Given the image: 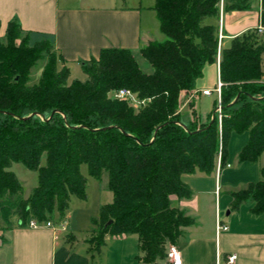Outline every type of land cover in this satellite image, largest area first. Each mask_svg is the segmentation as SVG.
I'll return each instance as SVG.
<instances>
[{
  "label": "trees",
  "instance_id": "obj_1",
  "mask_svg": "<svg viewBox=\"0 0 264 264\" xmlns=\"http://www.w3.org/2000/svg\"><path fill=\"white\" fill-rule=\"evenodd\" d=\"M220 1L155 0L165 38L140 48L152 72L142 71L130 48L107 46L81 62L84 80L69 79L70 69L59 66L63 59L50 39L30 42L10 19L6 42H0V221L9 223L14 215L17 225H26L51 220L55 211L62 215L72 194L86 197L85 163L112 192L94 218L101 223L95 251L106 234L136 233L144 263L163 259L166 243H176L182 227L194 222L170 200L171 194L191 195L182 175L213 171L218 154L223 165L232 131L249 133L239 160L256 161L264 150V37L257 30L234 36L220 49V125L213 111L205 121L180 118L179 92L194 88L204 65L216 60L218 29L206 20L217 18L221 7L248 5ZM45 55L41 75L28 83L30 67ZM122 87L144 103L134 107L110 94ZM14 162L37 172L26 197L10 169ZM260 173L230 192V208L251 200L253 213L264 211V164Z\"/></svg>",
  "mask_w": 264,
  "mask_h": 264
},
{
  "label": "crops",
  "instance_id": "obj_2",
  "mask_svg": "<svg viewBox=\"0 0 264 264\" xmlns=\"http://www.w3.org/2000/svg\"><path fill=\"white\" fill-rule=\"evenodd\" d=\"M154 1L0 0V36L5 34L8 21L14 18L24 33L28 32L30 42L50 39L63 59L62 64L71 66L75 61L81 66L83 60L97 56L102 47H127L132 50L142 71L150 73L152 65L140 48L151 39L165 38L152 8ZM206 21L217 26L219 49L228 46L234 36L249 30H257L264 37V0H248L243 9H221L217 18ZM262 59L264 64V52ZM218 71L217 61L206 63L202 76L195 81L197 93L191 96L188 91L179 92L178 110L181 119L185 113V122L190 119L188 109L192 110L191 105H196L197 100L208 101L212 110L217 98L214 87ZM205 88H209L210 93H203ZM209 97H212L210 101ZM248 137V131H232L225 163L219 169L216 164L209 173L195 171L182 175V180L191 188L189 197L170 195L173 205L183 208L194 218L192 224L182 227V234L175 243L182 264H264V211L253 213L250 209L253 202L246 200L238 208L227 210L225 217L221 216V209L230 206V192L236 190L232 187L255 181V169L249 165L251 161L238 158ZM263 154L264 150L256 160L259 168L264 164V159L259 162ZM229 157L240 161L237 160L236 167L226 165ZM217 178L219 188H216ZM105 182L103 187H106ZM221 189L225 192L223 195ZM73 197L78 198L74 194L70 196L62 215L54 212L53 227L17 225L15 219L14 223L2 227L0 264H146L142 261L136 233L106 234L100 251L90 250L88 238L94 229L95 217L81 211L84 234L73 229L74 217L68 212ZM217 221L227 228L216 229ZM230 253H236L232 263L227 262Z\"/></svg>",
  "mask_w": 264,
  "mask_h": 264
},
{
  "label": "rangeland",
  "instance_id": "obj_3",
  "mask_svg": "<svg viewBox=\"0 0 264 264\" xmlns=\"http://www.w3.org/2000/svg\"><path fill=\"white\" fill-rule=\"evenodd\" d=\"M220 4H223L222 0L220 1ZM220 9H223V8L221 7ZM161 37H164V34L162 32H161ZM18 41H19V39H17V42ZM0 42L1 43H5L6 42L5 35L0 36ZM219 46H220V42H219V39H218V49H217V55H216V60H215V61H217L218 66H219V60H220V56H221V53H219V50H220ZM48 57L49 56L45 55L44 58L38 59L34 63V65L32 67H30L28 83H32V82H36L37 81V79L39 78V76L42 73V70H43L45 64L49 60ZM60 65H62V62H59V66ZM69 69H70V78H69L70 80L71 79L84 80L86 78V74L83 71V69H82V67L80 66L79 63H76L75 61L71 62V66H69ZM218 82H221V80L219 78V71H218V80H217V83H216V85L214 87V90L217 93L218 103L216 105L214 103V105L212 107V110H210L211 104H208V101L203 100V99L201 101L197 100L196 105H194V104L191 105L192 110L188 109V113H190V118H192V117L196 118V116H197L198 121H205L207 119L208 113L210 111H213L214 113H216L218 108L221 110V106H220V102H219L220 90H219V93L217 91ZM115 91H117V90L111 91L110 94L114 95ZM195 93H197V90H195L194 88H192L189 91V94H191V96H193V94H195ZM211 98L212 97H209V101H210ZM184 114L182 113V121L185 122L186 121V117L184 116ZM221 114H222V112H221ZM1 118H2V115H0V119ZM180 118H181V114H180ZM212 118H213V115H211V119ZM216 118L218 120V125H220L221 119H219V117L217 116V113H216ZM236 134H238V133H236ZM218 159H220L219 154H218L216 160L218 161ZM263 159H264V154L260 157L259 162L263 161ZM237 160L238 159L235 160V159H232V158L229 157V160L226 163H229L232 167H236L237 166ZM238 162H240V161L238 160ZM249 165L254 167V169H255L256 175L253 176L254 177L253 179L257 180V179L261 178V173L259 171L260 168H259L258 161H256V162L255 161H251L249 163ZM80 168H81V172H83V174L87 178V187H86V196L87 197H85L84 200L78 199L79 197L78 198L77 197H73V201H72V203H71V205L69 207V211L68 212L69 213L71 212V214H73V217H74V223H73V226H72L73 229L82 231L79 234L83 235L84 234L83 230H85V228L83 226L84 225L83 218L81 216H79L80 212L82 211V212L91 213V214L94 215L95 218H97L98 217V213H99L100 204L104 203V202L106 203L107 201H109V199L111 200L112 199V192L107 187H103L105 178L100 180V179H96L95 177H92L88 173L87 165L85 163H82ZM10 169L15 172L16 176L18 177L19 181L21 182L22 188H23L22 193H23V196L26 197L29 194V192L31 191L32 187L37 182V172L35 170L28 169L22 163H19V162L12 163ZM217 185H218V187H216V188H219L220 187L219 178H217ZM238 185L239 186L232 187V189L238 190L240 188H243V187L247 186V185L244 186V184H238ZM222 188L224 189V187H222ZM223 189H221L222 190L221 191L222 195H223V193H225L224 192L225 189L224 190ZM229 209H231L230 206H229V208L227 207L225 209H221L222 218L225 217V213ZM12 218L15 219V216L13 215ZM13 219L10 220L11 222H9V223H7V222H5L3 220H1L0 223L4 227L5 225H10V224L14 223ZM94 224H95L94 229L92 230V232L90 233L89 238H88V242H89V245H90V250H92V251L96 250L95 249V244L98 241V234H99L98 229H99V226H100L101 223H99V221H98V223L94 222ZM170 244H175V243H172V242L166 243L165 251H166L167 247ZM157 264H165V257L163 259L159 260Z\"/></svg>",
  "mask_w": 264,
  "mask_h": 264
},
{
  "label": "built area",
  "instance_id": "obj_4",
  "mask_svg": "<svg viewBox=\"0 0 264 264\" xmlns=\"http://www.w3.org/2000/svg\"><path fill=\"white\" fill-rule=\"evenodd\" d=\"M221 10V9H220ZM221 82H218L217 84V91L219 93ZM203 93H209V88H205L202 90ZM115 97L121 100H126L129 104L133 105L134 107H138L139 105L144 103V99H139L136 96V93L131 91L128 88H119L117 91L114 92ZM217 116L219 119H221L222 114L221 110L218 108L217 110ZM226 165H229L228 163ZM221 166L220 159L217 161V168L219 169ZM28 225L32 227H39V226H54L53 222L51 220L46 221H38L36 219H30L28 221ZM64 227V224H62ZM220 228H227L225 224L220 223L219 221L216 222V229ZM166 255H165V264H182V257L180 250L175 244H170L166 249ZM236 259V253H230L227 255V262L232 263Z\"/></svg>",
  "mask_w": 264,
  "mask_h": 264
}]
</instances>
